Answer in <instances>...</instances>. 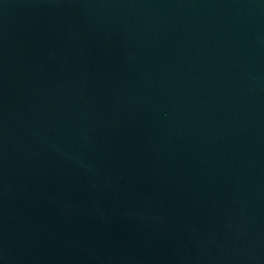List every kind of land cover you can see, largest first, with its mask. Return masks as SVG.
I'll list each match as a JSON object with an SVG mask.
<instances>
[{
	"label": "water",
	"instance_id": "obj_1",
	"mask_svg": "<svg viewBox=\"0 0 264 264\" xmlns=\"http://www.w3.org/2000/svg\"><path fill=\"white\" fill-rule=\"evenodd\" d=\"M0 264H264V0H0Z\"/></svg>",
	"mask_w": 264,
	"mask_h": 264
}]
</instances>
